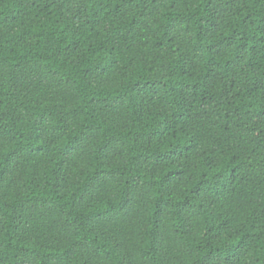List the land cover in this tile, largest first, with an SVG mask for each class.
I'll return each instance as SVG.
<instances>
[{"label":"trees","instance_id":"trees-1","mask_svg":"<svg viewBox=\"0 0 264 264\" xmlns=\"http://www.w3.org/2000/svg\"><path fill=\"white\" fill-rule=\"evenodd\" d=\"M0 264H264V0H0Z\"/></svg>","mask_w":264,"mask_h":264}]
</instances>
